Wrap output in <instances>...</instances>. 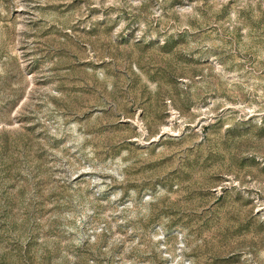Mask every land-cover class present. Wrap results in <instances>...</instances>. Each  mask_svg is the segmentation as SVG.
<instances>
[{
  "label": "rangeland",
  "instance_id": "1",
  "mask_svg": "<svg viewBox=\"0 0 264 264\" xmlns=\"http://www.w3.org/2000/svg\"><path fill=\"white\" fill-rule=\"evenodd\" d=\"M0 264H264V0H0Z\"/></svg>",
  "mask_w": 264,
  "mask_h": 264
}]
</instances>
